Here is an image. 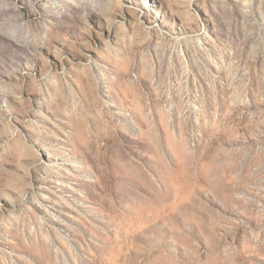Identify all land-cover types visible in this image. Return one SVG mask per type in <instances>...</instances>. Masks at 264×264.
<instances>
[{
    "label": "rangeland",
    "instance_id": "rangeland-1",
    "mask_svg": "<svg viewBox=\"0 0 264 264\" xmlns=\"http://www.w3.org/2000/svg\"><path fill=\"white\" fill-rule=\"evenodd\" d=\"M0 264H264V0H0Z\"/></svg>",
    "mask_w": 264,
    "mask_h": 264
}]
</instances>
